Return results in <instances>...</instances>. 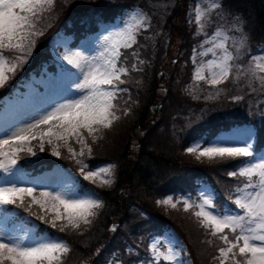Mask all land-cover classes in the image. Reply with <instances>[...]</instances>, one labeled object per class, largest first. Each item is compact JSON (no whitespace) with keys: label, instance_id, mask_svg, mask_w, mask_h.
<instances>
[{"label":"trees","instance_id":"obj_1","mask_svg":"<svg viewBox=\"0 0 264 264\" xmlns=\"http://www.w3.org/2000/svg\"><path fill=\"white\" fill-rule=\"evenodd\" d=\"M190 1L56 0L54 11L46 14L39 25L43 35L37 38L31 57L21 68L24 73L49 57L48 41L58 30H96L101 22L122 17L133 6L149 18L147 31L140 30L133 48L121 49L124 66L131 69L137 62L134 51L144 63L138 65L142 70L122 77L127 82L119 88L126 91L115 101L120 118L109 129L97 133L102 138L95 143L88 138L91 153L85 149L84 156L77 157L90 166H114L111 186L91 184L104 207L97 210L96 218L82 234L61 233L49 226L67 240L71 249L65 264H147L151 259L150 238L167 229L173 230L183 244L187 263L218 264L214 257L222 244L200 227L192 214L196 209L185 212L182 204L173 209L156 202L171 197L173 202L188 199L196 204V188L203 181L213 190L216 209L232 207L230 197L243 180L228 175L237 162L207 158L198 161L186 150L199 137L206 142L216 130L240 125L252 128L250 143L255 152L264 146V88L250 82L246 75L237 78L236 72V63L242 72L248 66V56L264 46V0H222L223 14H219L220 9L211 14L207 32L212 26L226 29L232 36L230 49L237 59L232 62L229 81L214 88L216 96L206 100L194 98L186 89L194 67L189 56L198 40L194 24L186 18ZM234 25L242 31H235ZM245 34L246 43L237 49L233 41L239 43ZM161 70L167 72L162 80ZM5 87L0 89V98L6 94ZM151 105H159L157 113L150 110ZM125 108L130 109L126 116ZM71 146L79 152V144L74 141ZM60 153L56 159L46 153L25 156L18 163L31 166L30 161L37 162L38 169L55 163L72 170L78 168L65 148ZM110 223L116 224L115 232L108 229ZM101 242L105 247L93 256Z\"/></svg>","mask_w":264,"mask_h":264},{"label":"snow or ice","instance_id":"obj_2","mask_svg":"<svg viewBox=\"0 0 264 264\" xmlns=\"http://www.w3.org/2000/svg\"><path fill=\"white\" fill-rule=\"evenodd\" d=\"M55 3L56 0H0V89L28 62L37 38L43 35L39 25L46 14L54 11ZM207 4L205 8L197 3L195 9L190 10L189 22H192L191 13L194 12L196 34L205 36L200 47L212 45L201 54L211 52L216 58L207 62L209 76L203 74L205 66L201 64L194 71L193 81H204L210 87L218 88L232 77L235 57L227 47L230 37L222 28H217L211 36L205 32L211 22V14L217 9L221 10L219 14H223L222 0H207ZM148 21L147 15L140 12L139 16L132 17V23L109 31L103 36V46L96 55H85L82 51H66L63 54V61L76 72L62 68V72L71 78V83L65 84L58 93L60 99L38 101L32 112L0 126V171L14 174L13 169H16L22 154L37 155L33 142H38L40 152L45 151L47 144L51 147V155L57 157L61 155L59 149L64 147L80 166L84 180L94 181L103 174L104 185L114 183V166L98 171L86 170L88 165L77 157H83L85 149L91 153L88 138L95 143L102 138L96 134L109 129L120 118L117 115L120 109L115 101L120 93L126 91L119 88L127 82L122 77L128 76L130 71L142 70L138 65L144 63L134 51L132 55L137 57V62L132 64L131 69L124 66L121 49L133 48L140 30L147 31ZM233 29L242 31L236 25ZM246 41L245 34L239 43L233 41V45L239 49ZM217 49L220 50L219 56ZM236 72L237 78L240 74L246 75L250 82H257L259 87L264 88V75L259 74L264 73V57H253L242 72L239 67ZM129 111L125 108L123 115H128ZM250 138L251 134H248V139L241 145L195 144L186 150L198 161L207 158L210 161L237 162L235 170L228 173L229 177L243 178L234 189L235 195L230 197L235 208L229 205L222 213L218 212L214 200L204 193H201L198 204L190 203L188 199L173 202L171 197L156 202L158 205H170L173 209L182 204L185 212L198 209L192 214L200 227L222 244L214 257L218 264H264V153L257 155L248 142ZM70 141L80 145L79 152L70 145ZM8 205L23 209L61 233L71 231L78 234L91 226L97 210L104 207L95 194L81 198L55 190L37 193L36 187L18 186L16 183L0 187V207ZM34 206L39 213L33 212ZM111 230L115 232L117 227ZM208 242L212 243L211 240ZM148 251L151 256L148 264H161V261L178 264L179 254L172 247L162 250L159 240L151 243ZM70 252L65 241L47 233L40 236L31 230L23 235L0 232V264H65Z\"/></svg>","mask_w":264,"mask_h":264},{"label":"rangeland","instance_id":"obj_3","mask_svg":"<svg viewBox=\"0 0 264 264\" xmlns=\"http://www.w3.org/2000/svg\"><path fill=\"white\" fill-rule=\"evenodd\" d=\"M197 3H200L201 6L205 8L208 6L207 0H195L191 4V6H189L188 19L190 10L195 9ZM140 12L143 11L137 7H131L126 10L124 16L115 17V19L112 18L108 23L100 24L96 33L89 34V36L87 37L83 35L78 40V42L74 43H71L72 34L70 32L59 31L55 33L50 40V58H48L44 63L40 65L39 71L37 73H29L26 76L20 77L16 87L10 85V83L8 82L10 85L8 93L2 99L0 98V126H5L8 122L24 116L25 113L32 112L33 108L37 105L38 101H42L43 99H60L58 93L61 91L65 84L71 83V78H69L66 73L62 72V68L66 69L68 72L71 73L76 72L75 69H72L63 61V54L66 51H82L85 55H96L103 46L104 35H107L109 31L117 30L119 28L124 27V25L127 23H132V17L139 16ZM194 15L195 13L192 12V22L195 23ZM217 28H222L230 37V39L227 41V47L231 51L230 45L232 43V36L223 27L214 26L213 29L209 33H207L208 36H211ZM85 34H88V32H86ZM197 36V44L193 47L190 55V59L193 62L194 67L189 81L187 82L186 89L192 96H195L194 98L201 96L202 100L213 99V97H215L217 94L215 92L214 87H210L204 81H193L194 71L201 64L205 66L203 74L208 77L210 70L207 67V62L216 58L212 55L211 52H208L207 54H201L205 52L208 48H211L212 45L204 44L203 48H201L200 45L204 41L205 36ZM194 49L196 50L195 53ZM216 53L217 56H219L220 50L217 49ZM232 54L235 57L234 62L236 63L237 56L233 52ZM253 57H264V46L256 49L254 53L248 56L247 65H249V63L252 61ZM49 65H53V67L50 68L48 67ZM237 67L238 65L236 63V68ZM73 92H75L74 85ZM248 134L252 135V130L247 125L232 127L226 131L219 133L215 139L203 146H214L217 144L241 145L243 144L245 139H248ZM85 136L87 137V133H85ZM250 140L251 138L248 140V142H250ZM73 142L74 141H70V145ZM33 144L34 151L37 152V155L40 153H46L49 156L57 157L51 155V147L47 144L45 145V151L43 152L39 151L38 142H33ZM195 144L199 143H193V145ZM61 148L59 149V151H61ZM262 153H264V151L259 154ZM25 156L27 155L22 154V157ZM104 167H109V165L96 166L93 168H88L86 170L98 171L99 169ZM13 172L14 174H9L1 171L0 187L10 186L11 183H16L18 186L36 187L37 193L39 191L55 190L63 192L68 196H79L81 198L95 194L88 187L81 188L80 183L76 178V174L70 169L64 168L60 165L54 166L49 170L42 171L41 173L34 176L24 175L22 172H20L17 165L16 169H13ZM103 178L104 177L102 174L101 176L97 177L94 181L90 182L100 184L102 183ZM198 193L199 197L195 201L196 204L200 203L201 193L212 197L211 188L205 183H201L198 188ZM33 208L35 213H39L38 208H36L35 206ZM224 209H222L221 213L224 211ZM215 210L218 211L217 209ZM12 219L13 214L11 210L7 211L2 217H0V232H8L13 235H23L26 232H29V230H31L33 234H36L33 230L35 220H30V218L26 214L22 216V219L20 220L12 221ZM44 234H40V236H43ZM50 236L57 237L55 235ZM155 240L160 241V246L162 250L166 249L167 247H172L173 250L179 254L178 264H189V262L187 263L186 256L182 251L184 249V246L174 234V232L164 231L162 235H160V237H153L151 239L150 244L153 243ZM94 253L95 251L93 252V254ZM161 264H165V262L162 261Z\"/></svg>","mask_w":264,"mask_h":264},{"label":"water","instance_id":"obj_4","mask_svg":"<svg viewBox=\"0 0 264 264\" xmlns=\"http://www.w3.org/2000/svg\"><path fill=\"white\" fill-rule=\"evenodd\" d=\"M162 73H159V77H161ZM158 108V106L156 107H152V109L155 111Z\"/></svg>","mask_w":264,"mask_h":264}]
</instances>
